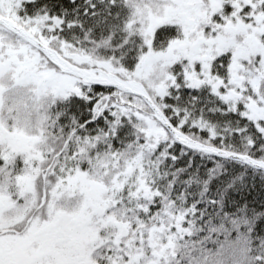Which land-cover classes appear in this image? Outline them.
Masks as SVG:
<instances>
[{
	"label": "snow or ice",
	"instance_id": "obj_1",
	"mask_svg": "<svg viewBox=\"0 0 264 264\" xmlns=\"http://www.w3.org/2000/svg\"><path fill=\"white\" fill-rule=\"evenodd\" d=\"M0 264H264V0H0Z\"/></svg>",
	"mask_w": 264,
	"mask_h": 264
},
{
	"label": "trees",
	"instance_id": "obj_2",
	"mask_svg": "<svg viewBox=\"0 0 264 264\" xmlns=\"http://www.w3.org/2000/svg\"><path fill=\"white\" fill-rule=\"evenodd\" d=\"M259 179H260L259 177L256 178L257 184H259L260 182Z\"/></svg>",
	"mask_w": 264,
	"mask_h": 264
}]
</instances>
